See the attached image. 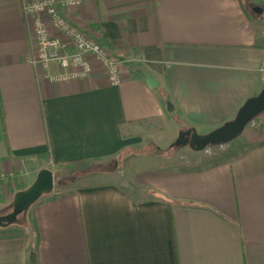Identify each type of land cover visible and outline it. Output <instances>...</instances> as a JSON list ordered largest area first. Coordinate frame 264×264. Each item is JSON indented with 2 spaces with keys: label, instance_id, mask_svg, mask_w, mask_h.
Returning <instances> with one entry per match:
<instances>
[{
  "label": "crops",
  "instance_id": "crops-1",
  "mask_svg": "<svg viewBox=\"0 0 264 264\" xmlns=\"http://www.w3.org/2000/svg\"><path fill=\"white\" fill-rule=\"evenodd\" d=\"M35 1L0 0V213L7 192L43 168L79 175L32 204L29 222L0 226V264H264V120L247 124L226 156L206 151L204 164L147 152L163 161L134 166L132 156L119 181L103 179L116 171L90 172L146 148L149 136L166 146L181 128L198 135L233 119L264 87V0L57 4L123 61L117 85L95 61L89 77L68 82L48 80L57 64H32L23 5Z\"/></svg>",
  "mask_w": 264,
  "mask_h": 264
},
{
  "label": "built area",
  "instance_id": "built-area-1",
  "mask_svg": "<svg viewBox=\"0 0 264 264\" xmlns=\"http://www.w3.org/2000/svg\"><path fill=\"white\" fill-rule=\"evenodd\" d=\"M82 0H43L23 5L24 13L32 21L35 49L32 64L47 68L55 63L62 70L48 74L51 82H68L89 77L93 72L92 61L98 63L110 84L121 82L123 61L116 59L110 51L82 30L73 26L56 9L77 7ZM261 114V113H260ZM253 117L248 124H259L264 117Z\"/></svg>",
  "mask_w": 264,
  "mask_h": 264
},
{
  "label": "rangeland",
  "instance_id": "rangeland-1",
  "mask_svg": "<svg viewBox=\"0 0 264 264\" xmlns=\"http://www.w3.org/2000/svg\"><path fill=\"white\" fill-rule=\"evenodd\" d=\"M255 1V0H254ZM247 7L250 8L249 5H247ZM260 9V8H259ZM261 19L264 20V13L262 16H260ZM160 123L155 122L153 123V126H151L148 130L151 132H154L153 134L158 133V131L160 130L159 127ZM146 128V126H145ZM247 128L245 127L243 129V132H245ZM180 134L176 139H172L166 146V140H161L160 137L157 138L155 135V137H151L149 136L148 138L144 139V143H146V148L145 146L141 148H139L138 150L135 148L133 151H129L127 154L122 155L120 157H117L116 160H113L111 163L104 164V165H95V167L91 168L90 172L92 171H99V170H111V171H116L118 174H113L112 176H106L105 180H118V178L120 179V175H122V178L125 177V174L128 173V170L130 167H126V162H128L129 159L132 158V156H138V157H134L132 158L131 161H133V165L134 166H148L150 168H154L156 165H158L159 163H161L163 160V158H170L172 160L176 159V161H187V159H197L201 160L200 163L204 164L205 162L203 161H209V159L211 158H206V157H212L214 154H210V153H205L208 150H216L218 151V155H222L223 157L226 156L228 153L232 152V141H234L238 136L234 137L232 140L224 143L223 144H218V145H207L206 147H204L201 150H196L193 149L190 146V138L193 135L192 132L187 131L186 129H180ZM172 134V133H171ZM170 131L166 132L164 134V136L166 137V139L168 140L169 137L171 136ZM207 134L206 132H200L198 133L199 136H203ZM163 134H161L162 136ZM174 140V141H173ZM143 143V144H144ZM222 145V146H220ZM166 147V148H164ZM196 151H200V152H196ZM147 152L149 153H153L157 156L162 157V159L157 158L155 155H146ZM143 153V154H142ZM141 154V155H140ZM125 156V157H124ZM198 157V158H195ZM200 157V158H199ZM217 159V158H216ZM129 165V164H128ZM79 175V173H74V171H70L66 174L64 173L63 176H61V174H56L53 178L54 180V186L56 188L55 192L59 191L61 192L62 190H65V185L66 184H70V182H72V178ZM126 180V179H125ZM119 181V180H118ZM29 182H27L28 184ZM31 184L28 185H24L20 188H18L19 190H23L26 189L27 187H29ZM18 189L16 191H18ZM15 191V192H16ZM15 192L10 194L9 192H7V197L9 198V205L7 211L11 210L10 204L13 200V196L15 194ZM48 194V193H47ZM46 195V194H44ZM43 195V196H44ZM7 207H4L3 209H1V212H6ZM30 220V212L29 210H27L25 215H21L19 216L18 220L15 221L13 224L14 225H18V224H23L24 222H29Z\"/></svg>",
  "mask_w": 264,
  "mask_h": 264
},
{
  "label": "water",
  "instance_id": "water-1",
  "mask_svg": "<svg viewBox=\"0 0 264 264\" xmlns=\"http://www.w3.org/2000/svg\"><path fill=\"white\" fill-rule=\"evenodd\" d=\"M141 72L144 74L149 87L153 88L157 85V81L152 78L148 70L142 69ZM262 112H264V87L257 95L244 101L233 119L226 121L203 136L193 134L189 144L196 150H201L207 145L224 144L241 133L248 122ZM53 185L51 170L47 168L39 170L29 187L15 192L10 204L11 210L8 213H0V226L5 227L13 224L19 216L25 215L32 204L53 190Z\"/></svg>",
  "mask_w": 264,
  "mask_h": 264
},
{
  "label": "trees",
  "instance_id": "trees-1",
  "mask_svg": "<svg viewBox=\"0 0 264 264\" xmlns=\"http://www.w3.org/2000/svg\"><path fill=\"white\" fill-rule=\"evenodd\" d=\"M242 1V5L243 6H247V5H252L251 4V2L253 1V0H241ZM138 122H147V121H138ZM126 124H131V123H126ZM124 127H125V124H122L121 125V130H122V135H123V130H124ZM162 197L163 198H166V199H168V200H170V201H174V202H177L178 204L180 203V204H182V205H184V206H190V205H192L191 203H185V202H183V201H175V200H173V199H170V198H168V197H165L164 195H162Z\"/></svg>",
  "mask_w": 264,
  "mask_h": 264
},
{
  "label": "flooded vegetation",
  "instance_id": "flooded-vegetation-1",
  "mask_svg": "<svg viewBox=\"0 0 264 264\" xmlns=\"http://www.w3.org/2000/svg\"><path fill=\"white\" fill-rule=\"evenodd\" d=\"M8 212H9V211H8ZM8 212H7V213H8Z\"/></svg>",
  "mask_w": 264,
  "mask_h": 264
}]
</instances>
